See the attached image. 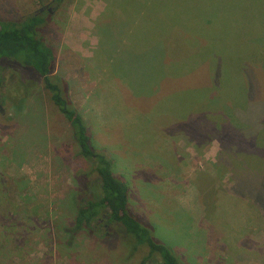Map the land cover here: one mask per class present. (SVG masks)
Here are the masks:
<instances>
[{
  "label": "rangeland",
  "instance_id": "374dc122",
  "mask_svg": "<svg viewBox=\"0 0 264 264\" xmlns=\"http://www.w3.org/2000/svg\"><path fill=\"white\" fill-rule=\"evenodd\" d=\"M261 5L264 0H63L55 7L50 0H0L2 21L48 11L41 35L54 54L52 75L66 83L93 147L126 185L131 214L181 264H264V221L230 192L215 166L218 144L204 133L210 126L202 113L216 109L202 106L211 95L204 88L207 68L160 79L191 67L197 56L213 60L229 46L217 41L224 34L240 46L251 27L263 33L264 12L245 11ZM238 7L244 20L236 24L231 12ZM97 19H141L132 50L113 40L97 44ZM152 24L160 27L153 34ZM111 33L118 34L113 27ZM155 36L159 44L148 55L146 42ZM2 65L0 264H138L147 250L129 254L121 232L109 227L77 234L68 250L60 243L79 202L95 194V177L81 175L89 165L77 156L40 79ZM231 73L235 87L224 82L217 98L239 101L230 93L242 88L243 94L245 85ZM257 99L264 101L262 91ZM159 263L156 256L147 262Z\"/></svg>",
  "mask_w": 264,
  "mask_h": 264
},
{
  "label": "trees",
  "instance_id": "16d2710c",
  "mask_svg": "<svg viewBox=\"0 0 264 264\" xmlns=\"http://www.w3.org/2000/svg\"><path fill=\"white\" fill-rule=\"evenodd\" d=\"M241 1L248 5L253 0ZM62 2L63 0H50V4L55 7ZM239 8L241 7L234 8L231 12L232 17L237 20L236 24L243 23L244 20L239 13ZM245 11H257L259 15L264 12V6L245 9ZM48 15V11L44 10L27 14L17 21L0 20V89L3 82V62L7 63L9 67H17L36 75L48 94L49 101L68 124L71 139L77 149V156L89 165L87 174L81 173V175L89 177V174H93L95 177V181L92 182L96 187L95 194L79 202L73 215L71 227L63 229L64 237L57 238L68 250L77 234H97L99 228L109 227L112 231L119 230L121 232L129 254L139 248L147 250L146 256L138 264H147L155 256L159 259V264H181L171 249L154 241L147 225H142L131 214L127 206L126 185L113 174L111 161L106 154L93 147L83 118L67 97L66 83L52 75L54 54L41 35ZM251 16L253 15L251 14ZM140 20L97 19L94 27L98 37L97 44L104 40L108 46L109 41L113 40L115 47L122 43L125 51L132 50L131 38L134 36L135 24ZM100 26L101 30H99ZM111 27L118 32L116 37H112V33L109 34ZM159 29L160 27L156 28L152 24L150 30L153 34ZM248 34L252 36L243 40L239 39L244 43L240 46L237 42L234 43L235 40L231 37H226L227 34L218 35L221 37L217 41L222 38L226 41H221V44L226 43L229 46V42H232L231 48L229 46L222 50L218 48L211 61L197 56L191 67L186 63L180 72L161 76L160 79L191 74L197 69L196 65L207 68L208 84L204 88H210L211 95L203 102L204 104L202 103V106L206 112L207 107L211 105H216V109L215 113H201L204 124L210 126L209 130H204L207 131L204 133L208 134L206 137L214 140L219 147L215 157V166L220 175L225 172L231 187L230 192L243 200L264 221V101L257 99V96L261 98V91L264 93L262 86L264 84V32H256L251 27ZM146 43L148 55L149 53L155 54L154 46L159 44L156 36L151 37V43ZM120 52L117 49L116 57L121 55ZM231 72L238 73V79H241L245 85L243 94H240L242 88L238 95L237 90L233 91L235 95L230 93L232 97L239 96V101H234L231 97L217 98L219 95L217 89L225 86L224 82L233 84L235 87L236 82L233 80L237 76ZM225 74L228 77L222 79L221 77ZM122 84L125 86V83ZM125 90L130 94L129 90ZM253 95H256V100L252 99ZM226 151L228 153L224 155L223 152ZM85 186L84 183L77 185L76 191L83 190ZM1 188L0 176V190ZM1 204L0 200V206ZM1 246L0 244V248H2Z\"/></svg>",
  "mask_w": 264,
  "mask_h": 264
},
{
  "label": "water",
  "instance_id": "95a60500",
  "mask_svg": "<svg viewBox=\"0 0 264 264\" xmlns=\"http://www.w3.org/2000/svg\"><path fill=\"white\" fill-rule=\"evenodd\" d=\"M40 10H41V9H40ZM40 10H39V11H40Z\"/></svg>",
  "mask_w": 264,
  "mask_h": 264
}]
</instances>
